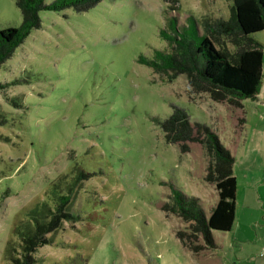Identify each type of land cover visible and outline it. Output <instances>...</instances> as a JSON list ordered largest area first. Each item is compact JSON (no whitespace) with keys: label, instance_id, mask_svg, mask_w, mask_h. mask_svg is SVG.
I'll list each match as a JSON object with an SVG mask.
<instances>
[{"label":"rangeland","instance_id":"rangeland-1","mask_svg":"<svg viewBox=\"0 0 264 264\" xmlns=\"http://www.w3.org/2000/svg\"><path fill=\"white\" fill-rule=\"evenodd\" d=\"M232 4L99 0L81 11H40V27L0 68V264L20 256L16 231L29 211L42 203L55 208L59 194L70 196L65 208L74 218L47 235L37 264L201 262V251L177 236L192 223L163 206L174 205L178 189L209 213L217 194L206 180L207 135L194 130L201 141H186L182 152L161 122L182 108L192 125L217 135L234 166H256L264 104L242 110L194 92L169 54L186 36L200 42V20L228 19ZM21 23L16 0H0V28ZM195 243L204 245L201 236Z\"/></svg>","mask_w":264,"mask_h":264},{"label":"trees","instance_id":"trees-1","mask_svg":"<svg viewBox=\"0 0 264 264\" xmlns=\"http://www.w3.org/2000/svg\"><path fill=\"white\" fill-rule=\"evenodd\" d=\"M99 0H16L22 13L19 26L0 28V68L14 54L16 48L34 28L41 25L40 11H60L73 7L85 10ZM176 1V0H173ZM196 38L186 36L182 45L176 43L172 61L180 72L187 74L194 92H208L215 101H225L234 108H243V100L256 98L262 87L264 47L252 35L264 31V0H233L228 19L204 17L197 24ZM195 37V36H194ZM142 62L151 64L150 61ZM239 120L244 122V118ZM165 137L170 143H179L182 152L189 150L186 141L200 140L194 135L203 131L212 160L207 168L206 180L215 183L218 201L207 213L193 196L173 190L171 207L164 209L176 213L186 222H191L190 233L178 230L177 236L184 246L194 252L215 247L213 230L229 231L236 215L237 179L234 174L235 158L223 146L217 135L204 123L192 125L188 113L175 108L172 115L161 122ZM70 196L59 194L55 208L42 203L28 213L30 219L18 226L16 234L21 238L20 256H11L13 264H37L35 252L50 242L51 234L58 230L64 220L74 218L66 205ZM201 236L204 245L195 242Z\"/></svg>","mask_w":264,"mask_h":264},{"label":"crops","instance_id":"crops-1","mask_svg":"<svg viewBox=\"0 0 264 264\" xmlns=\"http://www.w3.org/2000/svg\"><path fill=\"white\" fill-rule=\"evenodd\" d=\"M264 47V33L257 32L252 35ZM264 74V56H263ZM248 100V99H245ZM243 100V105L257 108L264 104V76L262 87L256 98ZM248 102V103H246ZM243 110V109H242ZM242 127L246 124L244 115ZM264 142V141H263ZM260 160L256 166H234L237 179L236 215L232 228L222 231L221 238H213L215 247L203 249L198 254L201 257L199 264H264V152H259ZM214 188V187H212ZM217 198L210 205L212 208L218 201ZM196 196V195H194ZM198 197V196H197ZM202 202V197H198ZM210 208V210H211ZM225 253V256L222 254Z\"/></svg>","mask_w":264,"mask_h":264},{"label":"built area","instance_id":"built-area-1","mask_svg":"<svg viewBox=\"0 0 264 264\" xmlns=\"http://www.w3.org/2000/svg\"><path fill=\"white\" fill-rule=\"evenodd\" d=\"M263 255H264V253H263Z\"/></svg>","mask_w":264,"mask_h":264}]
</instances>
